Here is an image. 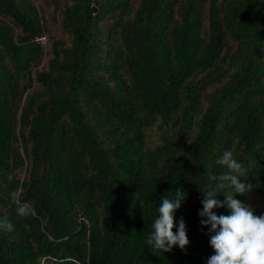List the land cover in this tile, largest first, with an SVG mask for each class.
<instances>
[{
  "label": "trees",
  "instance_id": "trees-1",
  "mask_svg": "<svg viewBox=\"0 0 264 264\" xmlns=\"http://www.w3.org/2000/svg\"><path fill=\"white\" fill-rule=\"evenodd\" d=\"M225 150L264 214V0H0V264H207ZM177 191L189 243L160 252Z\"/></svg>",
  "mask_w": 264,
  "mask_h": 264
},
{
  "label": "clouds",
  "instance_id": "clouds-1",
  "mask_svg": "<svg viewBox=\"0 0 264 264\" xmlns=\"http://www.w3.org/2000/svg\"><path fill=\"white\" fill-rule=\"evenodd\" d=\"M215 163L224 171L218 176L210 177V180L215 181L214 185L210 184L201 190L204 198L201 200L203 208L199 213L201 217H207L201 219V224L210 225L209 231L215 233L209 240L215 254L208 258L207 264H264V214H254L250 206L233 198L234 193L246 194L251 190V184L239 179L246 178L248 170L238 162L231 150H225ZM226 189H231V192H225ZM221 192L225 196L223 202L216 198ZM175 195V201L162 199L157 208L158 217L152 224L153 231L146 238V244L160 252H169L174 246L184 250L189 243L182 218L177 230L173 231L176 227L174 213L180 208V201L186 194L177 191ZM19 196L16 191L11 192V202L17 205V215L27 217L32 214L33 209L29 204L21 203ZM225 206L230 210L229 215H216L212 211ZM0 227L7 231H12L13 228L10 222Z\"/></svg>",
  "mask_w": 264,
  "mask_h": 264
},
{
  "label": "rangeland",
  "instance_id": "rangeland-1",
  "mask_svg": "<svg viewBox=\"0 0 264 264\" xmlns=\"http://www.w3.org/2000/svg\"><path fill=\"white\" fill-rule=\"evenodd\" d=\"M54 31L57 32L56 29H54ZM246 204L250 206L254 212H257L263 205L262 196L257 193H251L248 195Z\"/></svg>",
  "mask_w": 264,
  "mask_h": 264
},
{
  "label": "built area",
  "instance_id": "built-area-1",
  "mask_svg": "<svg viewBox=\"0 0 264 264\" xmlns=\"http://www.w3.org/2000/svg\"><path fill=\"white\" fill-rule=\"evenodd\" d=\"M40 40H41L42 42H44L45 38H44V37H41Z\"/></svg>",
  "mask_w": 264,
  "mask_h": 264
}]
</instances>
